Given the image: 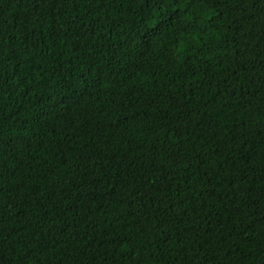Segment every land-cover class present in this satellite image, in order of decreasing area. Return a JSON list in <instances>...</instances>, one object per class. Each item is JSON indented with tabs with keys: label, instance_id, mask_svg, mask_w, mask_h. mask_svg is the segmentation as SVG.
Here are the masks:
<instances>
[{
	"label": "trees",
	"instance_id": "obj_1",
	"mask_svg": "<svg viewBox=\"0 0 264 264\" xmlns=\"http://www.w3.org/2000/svg\"><path fill=\"white\" fill-rule=\"evenodd\" d=\"M0 264H264V0H0Z\"/></svg>",
	"mask_w": 264,
	"mask_h": 264
}]
</instances>
